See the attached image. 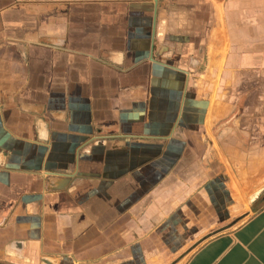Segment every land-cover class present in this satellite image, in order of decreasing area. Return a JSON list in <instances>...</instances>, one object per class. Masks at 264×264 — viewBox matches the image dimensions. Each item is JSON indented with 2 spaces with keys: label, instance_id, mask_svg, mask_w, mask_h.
Listing matches in <instances>:
<instances>
[{
  "label": "crops",
  "instance_id": "1",
  "mask_svg": "<svg viewBox=\"0 0 264 264\" xmlns=\"http://www.w3.org/2000/svg\"><path fill=\"white\" fill-rule=\"evenodd\" d=\"M263 75L264 0H0V264H156L219 201L223 93ZM251 207L181 264H264Z\"/></svg>",
  "mask_w": 264,
  "mask_h": 264
},
{
  "label": "rangeland",
  "instance_id": "2",
  "mask_svg": "<svg viewBox=\"0 0 264 264\" xmlns=\"http://www.w3.org/2000/svg\"><path fill=\"white\" fill-rule=\"evenodd\" d=\"M236 86L240 91L223 93L224 123L218 136L210 138L226 180L220 183L219 201L216 190H210L202 220L197 219L201 213H194L192 229L185 230L186 234L175 230L169 236L161 235L156 264H181L199 243L232 229L251 212L252 201L264 197V75L241 77Z\"/></svg>",
  "mask_w": 264,
  "mask_h": 264
},
{
  "label": "water",
  "instance_id": "3",
  "mask_svg": "<svg viewBox=\"0 0 264 264\" xmlns=\"http://www.w3.org/2000/svg\"><path fill=\"white\" fill-rule=\"evenodd\" d=\"M43 262H44L45 264H48V261H47V260H45V259L43 260Z\"/></svg>",
  "mask_w": 264,
  "mask_h": 264
}]
</instances>
